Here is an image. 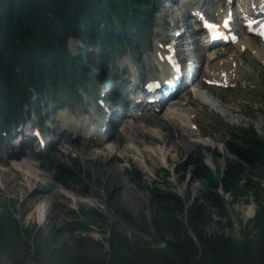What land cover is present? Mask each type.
I'll use <instances>...</instances> for the list:
<instances>
[{"label":"trees","instance_id":"16d2710c","mask_svg":"<svg viewBox=\"0 0 264 264\" xmlns=\"http://www.w3.org/2000/svg\"><path fill=\"white\" fill-rule=\"evenodd\" d=\"M157 10L153 0H0V132L10 134L24 121L25 108L35 105L34 95L72 99L92 80L108 82L99 57L85 48L101 52L118 45L137 49ZM70 39L85 47L77 57L68 50ZM111 88L115 92L113 82ZM234 132L227 148L235 160L224 158V165L213 169L205 164V149L199 148L175 168L180 184L187 173L193 182L202 184L201 196L195 200L190 194L181 196L171 189L146 186L137 170H126L128 179L148 194L153 213L142 224L164 243L163 249L139 248L113 231L104 240L109 255L104 241L74 236L77 231L93 232V222L105 223V214L94 209L87 214L69 211L72 220L65 221L62 228L73 235L74 242L70 250L64 246L54 249L61 236L59 229L54 227L51 234L46 229H28L14 210L6 209L0 212V254L11 264H25V257L31 255L44 264H264V189L251 178L253 171L264 170V137L253 128ZM42 161L63 188L77 186L85 196L96 184L94 174L78 163H65L51 154ZM97 181L102 183L103 178ZM249 194L255 195V215L249 224L242 223L240 238L210 233L208 228L213 225L232 232L229 208L242 199L249 203ZM120 211L131 217L126 210ZM80 215L91 222L79 220ZM215 215L226 222L216 220Z\"/></svg>","mask_w":264,"mask_h":264},{"label":"rangeland","instance_id":"374dc122","mask_svg":"<svg viewBox=\"0 0 264 264\" xmlns=\"http://www.w3.org/2000/svg\"><path fill=\"white\" fill-rule=\"evenodd\" d=\"M162 16L164 15H161V21L159 20L161 25L164 23ZM160 29L161 26L155 28L152 39L147 42V48L145 47L147 56L153 57L152 41ZM247 40L254 49L264 51V45L257 44L249 38ZM81 45L80 42L72 39L69 41L68 49L73 56H77ZM195 45L193 46L195 51L190 56L191 60L200 58L199 50L202 46L199 42ZM212 52H221V55L216 61L208 62L206 59L207 73L211 70L210 66L215 65H226L222 68L232 70L230 77L234 87L227 90L216 87L206 89L212 98L218 101L225 115L212 114L211 110L197 102L196 98L189 97L188 100L186 97L183 98L180 107L188 108L189 112L195 115L196 118L191 120L199 129L194 131L196 132L194 135H189L187 131L191 130L190 127L187 125L184 128V122L172 118V111L168 109L158 115L136 112L133 119L118 112L115 116L116 123L119 122L118 128L114 123L109 141L99 146L90 145L72 135L62 136L49 152L65 163H78L94 174L96 184H93L90 192L85 196L77 191L80 190L77 186L70 185L69 189H66L57 184L53 171L48 170L40 154L35 150L23 147L22 153L15 155L12 146L5 147L2 144L0 145V212H5L6 209L14 210V215L28 229H46L48 234H51L54 227L59 229L61 236L55 241L57 246L53 244L54 249L61 250L64 246L70 250L74 242L73 235L62 228L65 221L72 220L69 211L75 210L87 214L93 209L105 214V223L93 222L91 224L93 232L81 234L77 231L74 236L83 235L104 241L108 240L110 234L115 231L127 237L139 248L146 245L151 249H163L164 243L156 238L153 230L146 229L142 224L143 218L150 219L153 213L148 194L128 179L126 170H137L146 186L171 189L181 196L190 194L191 199L195 200L201 196L203 186L200 182H193L190 173H187L185 181L180 184L175 173L178 165L187 161L199 148L205 149L202 151L205 164L213 169L223 166L224 158L235 160L236 157L227 149V143L232 138L230 127L233 125L236 128L252 127L261 136L264 135V65L256 59L252 50L243 53L240 49L233 48ZM116 61L121 63L120 56H116ZM119 64L118 68L109 70L114 78L119 73ZM117 80L120 85L121 81ZM200 83L203 87L204 83ZM92 85L93 83L87 90H81V100L80 95H78L79 100L64 103L63 100L53 103L51 98H45L41 103V118L39 121L33 120L32 123L44 124L42 127L46 132L47 129L53 130L55 124L53 126L52 119H57L70 130L75 129L78 135V127L84 122L85 116L88 115L89 121L95 117L92 106L93 95L89 91ZM124 91L129 93L131 88ZM63 106L68 108H62ZM70 107H75V111ZM59 130L61 131V129L53 130L50 136L56 139ZM87 136L88 133L85 132L84 138ZM209 149L221 158L215 159L206 151ZM98 177L103 178L102 183L97 181ZM251 178L264 189V170L253 171ZM261 193L263 197L261 200L264 202V191L261 190ZM226 198L233 201L229 195ZM254 198L255 195L249 194V203L242 199L234 202L229 208V217H232L234 223L232 232L223 231L213 225L208 228L210 233L225 232L239 239L242 223L249 224L255 215ZM120 209L129 212L131 217L122 216ZM84 216L80 215L79 220L91 222ZM215 219L226 222V218H219L217 215ZM41 241L39 239L38 242ZM106 241H104L106 252L110 255L109 244ZM32 257V255L26 256L25 264H44L33 260ZM0 264H11L2 253Z\"/></svg>","mask_w":264,"mask_h":264},{"label":"bare ground","instance_id":"6f19581e","mask_svg":"<svg viewBox=\"0 0 264 264\" xmlns=\"http://www.w3.org/2000/svg\"><path fill=\"white\" fill-rule=\"evenodd\" d=\"M256 1H258V0H237V4L240 7L243 8V12L244 13H249V9L248 8H250L253 4L257 3ZM249 46L251 47V45H249ZM254 54L264 64V52L256 50L254 52ZM212 58H213V55H209V59H212ZM197 95L200 97V99L202 100L203 103L208 104L210 106H216L217 105V102L213 98H211L208 95L207 92L202 91V90L199 89V90H197ZM170 110H173L172 113H171V117L174 118L175 120L178 119L177 121H179V122L182 121L184 123H188L189 122V118L183 112H182V114H178L179 111L177 110V106L176 105H173L172 107H170ZM85 135H87V134H85ZM138 155H140V154L138 153Z\"/></svg>","mask_w":264,"mask_h":264},{"label":"water","instance_id":"95a60500","mask_svg":"<svg viewBox=\"0 0 264 264\" xmlns=\"http://www.w3.org/2000/svg\"><path fill=\"white\" fill-rule=\"evenodd\" d=\"M189 233L191 237L196 238L192 231H190Z\"/></svg>","mask_w":264,"mask_h":264}]
</instances>
